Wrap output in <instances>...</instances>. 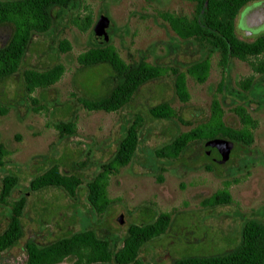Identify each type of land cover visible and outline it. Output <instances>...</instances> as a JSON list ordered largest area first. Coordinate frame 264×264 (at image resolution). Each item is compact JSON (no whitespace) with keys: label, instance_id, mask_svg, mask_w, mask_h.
<instances>
[{"label":"rangeland","instance_id":"rangeland-1","mask_svg":"<svg viewBox=\"0 0 264 264\" xmlns=\"http://www.w3.org/2000/svg\"><path fill=\"white\" fill-rule=\"evenodd\" d=\"M247 6L236 16L235 31L239 39L252 41L264 30L248 34L239 27L240 13ZM193 8L188 0H79L67 9L52 11L50 29L32 38L17 73L0 82V143L7 151L0 166V189L5 176L16 178L9 197L0 204V231L11 204L20 197L26 199L23 237L0 254L1 264H20L27 240L44 245L82 229L120 242L130 224L152 222L161 213L170 214V224L141 247L140 257L146 264H169L175 258L224 254L239 244L246 219L264 223V91L254 84L247 90L238 86L245 78L259 79L247 62L232 59L228 72H223L219 55L212 54L203 83L186 74L189 98L184 102L176 96L168 71L144 84L118 111H90L82 105L84 99L107 93L113 76L106 65L83 68L76 59L97 43L92 33L100 18L108 19V42L126 63L144 56L151 64L184 72L203 51L180 39L159 14L191 16ZM11 32L10 25L0 26V46ZM61 41L69 43L70 50L63 51ZM57 63L64 67L58 81L31 93L24 90L25 70L42 71ZM221 82L225 84L222 91ZM213 99L222 104L225 125L235 129L241 124L233 108L246 107L257 122L250 145H233L222 164L204 154L202 143L189 145L175 159L154 155L155 149L175 136L204 123ZM161 102L174 109L173 119L149 115V108ZM134 119L139 123L136 152L130 163L109 177L110 204L97 213L88 204L86 183L112 156ZM68 121L75 123L74 134L60 136L54 124ZM52 165L80 177L74 198L55 187L30 190L31 179ZM225 186L231 203L202 206L203 200Z\"/></svg>","mask_w":264,"mask_h":264},{"label":"trees","instance_id":"trees-1","mask_svg":"<svg viewBox=\"0 0 264 264\" xmlns=\"http://www.w3.org/2000/svg\"><path fill=\"white\" fill-rule=\"evenodd\" d=\"M79 0H0V26L10 25L12 32L9 40L0 46V82L17 73L21 61L36 34L45 33L53 22L52 11L67 9ZM158 1V0H150ZM194 5L191 16L161 12V19L182 40L191 41L199 46L203 55L185 66V71L151 64L142 56L136 61L126 63L109 43L92 44L85 52L77 56L78 64L83 68L106 65L113 71L108 92L95 99H84L82 105L90 111H118L127 105L135 93L147 82L158 79L168 71L172 75L176 96L181 101L189 98L186 87V74L195 81L203 83L210 70V57L219 55V65L228 72L232 59L247 62L257 74L258 81L245 78L238 83L243 89L253 84L255 89L264 91V32L252 41L241 40L235 31V19L246 5L259 0H188ZM59 47L70 50L66 41ZM64 71L62 64L42 70H25L22 74L23 87L27 93L35 89H45L53 85ZM262 84V85H261ZM219 90L225 89L221 82ZM228 94H231L230 92ZM233 112L238 116L241 127L231 128L223 122V108L219 100L213 99L207 120L172 138L158 147L154 155L158 158L175 159L194 143L225 139L234 146H248L253 142L252 130L257 126L246 107L236 105ZM154 119H173L175 111L168 102L158 103L148 110ZM60 136L75 132L73 121L54 124ZM138 119H134L118 140L112 156L98 166V172L86 183L87 201L90 208L103 213L110 199L107 196L108 180L119 169L132 160L138 143ZM7 155L0 143V166ZM161 182L162 178L159 177ZM16 183L14 176H5L0 189V204H4ZM81 179L75 174H64L57 165L48 167L33 177L29 187L38 191L50 187L62 189L74 198ZM25 197L14 201L9 209L6 226L0 231V254L16 246L23 237L21 223ZM231 203V195L225 186L201 202L203 207H215ZM170 224V214L161 213L152 222L130 224L120 242L108 235L97 233L93 229H82L67 236L57 238L44 245L32 240L24 244L25 255L20 264H146L140 257L141 247L153 238L163 234ZM1 264V263H0ZM169 264H264V223L255 219H246L241 228L239 244L232 250L215 256H189L175 258Z\"/></svg>","mask_w":264,"mask_h":264},{"label":"water","instance_id":"water-1","mask_svg":"<svg viewBox=\"0 0 264 264\" xmlns=\"http://www.w3.org/2000/svg\"><path fill=\"white\" fill-rule=\"evenodd\" d=\"M243 21L244 26L242 29L247 31H254L264 27V0L259 1L256 5H252L249 8ZM108 22L107 18H100L96 23L92 38L97 44H105L108 42L109 38L106 31ZM232 149L233 142L225 139L211 140L203 144L204 154L220 164L229 159ZM118 220L120 222L121 218H118Z\"/></svg>","mask_w":264,"mask_h":264},{"label":"flooded vegetation","instance_id":"flooded-vegetation-1","mask_svg":"<svg viewBox=\"0 0 264 264\" xmlns=\"http://www.w3.org/2000/svg\"><path fill=\"white\" fill-rule=\"evenodd\" d=\"M259 1H261V0H259ZM259 1H256V2H253V3H250L249 4V6H247V7H245L243 10H242V12L240 13V16H239V20H238V25H239V27L242 29L243 28V26H244V17H245V14L247 13V10H249V8L252 6V5H256ZM244 32L245 31H247V30H244V29H242ZM261 30H264V27H262V28H260V29H258V30H254V31H247L248 32V34H251V33H255V32H257V31H261ZM246 32V33H247ZM264 32V31H263Z\"/></svg>","mask_w":264,"mask_h":264}]
</instances>
